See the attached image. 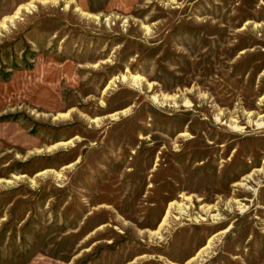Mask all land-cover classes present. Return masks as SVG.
<instances>
[{
    "label": "rangeland",
    "instance_id": "374dc122",
    "mask_svg": "<svg viewBox=\"0 0 264 264\" xmlns=\"http://www.w3.org/2000/svg\"><path fill=\"white\" fill-rule=\"evenodd\" d=\"M0 264H264V0H0Z\"/></svg>",
    "mask_w": 264,
    "mask_h": 264
}]
</instances>
